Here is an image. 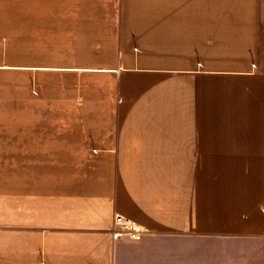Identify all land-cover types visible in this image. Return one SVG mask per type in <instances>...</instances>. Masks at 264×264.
I'll return each instance as SVG.
<instances>
[{
    "label": "crops",
    "instance_id": "0c3cea01",
    "mask_svg": "<svg viewBox=\"0 0 264 264\" xmlns=\"http://www.w3.org/2000/svg\"><path fill=\"white\" fill-rule=\"evenodd\" d=\"M263 52L264 0H0V264H264Z\"/></svg>",
    "mask_w": 264,
    "mask_h": 264
},
{
    "label": "built area",
    "instance_id": "2783aa9c",
    "mask_svg": "<svg viewBox=\"0 0 264 264\" xmlns=\"http://www.w3.org/2000/svg\"><path fill=\"white\" fill-rule=\"evenodd\" d=\"M255 65L253 64L252 67ZM114 225L120 228V232L114 233L113 238H120L122 235H126L131 239L136 238V229L133 223L121 216H116L114 219Z\"/></svg>",
    "mask_w": 264,
    "mask_h": 264
},
{
    "label": "rangeland",
    "instance_id": "374dc122",
    "mask_svg": "<svg viewBox=\"0 0 264 264\" xmlns=\"http://www.w3.org/2000/svg\"><path fill=\"white\" fill-rule=\"evenodd\" d=\"M262 58H264V52H263V57Z\"/></svg>",
    "mask_w": 264,
    "mask_h": 264
}]
</instances>
